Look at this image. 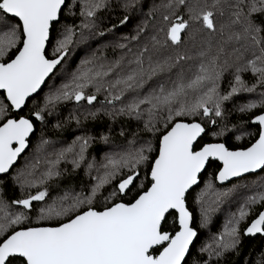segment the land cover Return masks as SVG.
I'll return each instance as SVG.
<instances>
[{
    "label": "snow or ice",
    "instance_id": "1",
    "mask_svg": "<svg viewBox=\"0 0 264 264\" xmlns=\"http://www.w3.org/2000/svg\"><path fill=\"white\" fill-rule=\"evenodd\" d=\"M77 3L79 23H66L62 14L76 16ZM109 7L110 0H0V264H188L199 232L186 194L213 162H219L215 181L233 183L217 189L208 181L197 194L200 228L215 210L203 199L209 191L216 205L244 191L192 264H221L238 251L242 233L264 237V90L238 108L256 129L245 145L222 142L229 128L215 119L233 95L264 89V0H163L155 30L142 37L146 24L138 25L116 45L126 49L118 59L93 53L70 71L76 47L104 35L98 13ZM122 7L125 25L135 0ZM226 72L230 91L222 94ZM57 78L59 86L46 83ZM101 92L116 114L146 116L144 130L157 147L150 141L137 147L133 138L97 164L85 155L91 136L49 154L51 142L42 135L34 154L17 165L36 121L43 126L68 101L93 105ZM101 140L109 142L106 135ZM69 157L92 182L86 191L52 196ZM9 181L21 196L6 197ZM253 264H264V251Z\"/></svg>",
    "mask_w": 264,
    "mask_h": 264
},
{
    "label": "trees",
    "instance_id": "2",
    "mask_svg": "<svg viewBox=\"0 0 264 264\" xmlns=\"http://www.w3.org/2000/svg\"><path fill=\"white\" fill-rule=\"evenodd\" d=\"M124 2L125 0H110V7L103 9L98 13L99 30H104V35H93L87 43L76 47L75 51L71 53V58L69 59L68 67L70 71L75 69L81 59L85 56H90L93 53L97 56H103L109 61L118 59L126 49H120L119 47H116V45L118 43H125L123 37L134 35L138 25L146 24L145 32L142 33V37L147 36L155 30L160 21V12L157 9L160 8L163 0H135V7L127 11L129 17L128 22L125 25H120L119 21L125 15V9L122 7ZM71 3L72 0H66V5ZM78 10L79 4L77 3L76 8L74 9V11L77 12V15L71 16L62 14V19L69 24L73 22L78 24L80 19ZM113 24H116V28L114 29H112ZM108 29H111V31H108ZM135 45L136 42L133 41L129 44V47H132L135 51ZM73 61H75V63H73ZM243 77L249 84L252 83L253 77L251 76V73H244ZM230 79L231 76L226 72L220 83V91L222 94L230 91ZM62 82L63 81L57 78L55 81L49 80L47 84L55 83L56 86H59ZM262 90L264 89L257 88L255 92H240L222 103L223 116L216 117L215 119L218 124L228 125L229 132L225 137L220 139L230 148L243 146L252 139L247 135V132L254 133L256 130L255 126L244 123V121L248 119V116L247 114L240 113L238 108L252 100H258L259 93ZM47 91L48 87H44V92ZM42 96L43 93H41V98ZM104 100L105 95L101 92L97 94V101L94 102L93 105H86L83 108L77 106L73 101H68L58 106L55 114L52 116H46V122L43 126L40 125V122L36 121V131L30 139L31 143L29 149L19 160L18 166L23 167L25 160L34 154L35 146L39 143L42 135L44 139L53 144V146H50V149L52 150L48 151L49 154H51L53 150H59L72 144L78 136H91L93 139L91 140L85 155L88 161L95 159L97 164L101 162L106 153L118 150L117 146H126L127 141L132 140L133 138H135L137 142V147L149 141L154 148L157 147L158 140L151 132L144 130V120L146 119V116L142 119H134L116 114L111 105L103 103ZM89 112H95V117L89 116ZM73 117L78 118L79 123H77V119ZM58 122L61 124V127L59 128L55 127ZM217 130H219V128H217ZM122 131L124 135H121ZM102 135L108 137V143L101 140ZM159 135V133L156 134L157 137ZM235 135H240L242 138L237 141ZM208 139L212 140L213 138L209 137ZM155 154L156 153L153 152L150 156H154ZM218 164L219 163L217 162H213L211 167H207L205 173L200 178V185L187 196V205L189 210L193 213L195 225L199 232L191 256L187 258L188 264H192L193 260L200 258L198 252L200 246L204 244L206 238H208L210 234L217 233L216 231L222 226V221L218 223L210 217V225L200 228V204H198L196 200L197 194L200 193L201 190L206 189V182L208 181H212L214 187L217 189H230L232 187L233 182L226 186H220L217 184V181H215L214 175L218 171ZM60 168L63 170V175L56 181L52 182V187H50V193L52 196L63 195V191L69 188L73 189L75 192H80L83 187L86 191L92 182L91 177L86 175V170L83 164L81 167L73 170V166L70 163V157L68 161L61 162ZM93 175H95L94 171ZM57 185L59 186L58 188L56 187ZM4 187L6 189V197L9 199L22 195L18 187H14L10 181L7 182ZM33 191H35V189H33ZM240 193L239 190L237 193H234L229 197V199L231 197H236L235 200H232L234 207L237 205L236 202ZM203 199L207 206L214 208V204L212 203L214 198L211 196L210 191L203 197ZM227 200L225 199L220 205L223 206L226 204ZM243 227L244 225L242 224L241 229H243ZM262 251H264V237L259 236L257 238H251L249 236H243L242 233L241 244L238 247V251L235 253H227L221 261V264H245L246 261L247 264H253V261L259 257V253Z\"/></svg>",
    "mask_w": 264,
    "mask_h": 264
},
{
    "label": "rangeland",
    "instance_id": "3",
    "mask_svg": "<svg viewBox=\"0 0 264 264\" xmlns=\"http://www.w3.org/2000/svg\"><path fill=\"white\" fill-rule=\"evenodd\" d=\"M89 40H90V39H89ZM86 43H87V42H86ZM50 146H53V144H50ZM50 146L48 147V151L52 150V149H50ZM243 191H244L243 189L240 190V192H243ZM227 199H228V200H227ZM227 199H226V200H227V203L224 204L223 206L220 205L221 203L219 204L220 206L214 204V208H213V209H215V210L211 212V216H210L211 219H212V220L214 219L215 222L220 223V222L222 221L221 225H223V223L225 222V219H226V217L228 216V214H229L231 211H235V209H236V207H234V204H233V202H232V200H235L236 197H231L230 199H229V198H227ZM229 201H230V202H229ZM236 206H237V205H236ZM212 223H213V222H212ZM208 225H210V222H209ZM208 225H207V226H208ZM221 227H222V226H220L219 229L216 231L217 233H219V231H221ZM217 233H212V234H210V235L208 236V238H206V241L209 240L210 237H211L212 235L217 234Z\"/></svg>",
    "mask_w": 264,
    "mask_h": 264
},
{
    "label": "water",
    "instance_id": "4",
    "mask_svg": "<svg viewBox=\"0 0 264 264\" xmlns=\"http://www.w3.org/2000/svg\"><path fill=\"white\" fill-rule=\"evenodd\" d=\"M65 2H66V0H65ZM47 82H48V81H47ZM47 82H46V83H47ZM33 135H34V134H33ZM33 135H32V136H33ZM32 136L30 137V139L32 138ZM27 150H28V149H26V152H27ZM26 152H25V153H26ZM25 153H22V154H21V157H22ZM20 159H21V158H20ZM20 159H18V161H17V165H18ZM217 163H219V162H217ZM14 167H16V166H14ZM206 169H207V168H206ZM204 173H205V171L201 173V176H202ZM201 176H200V178H201ZM200 181H201V180H200ZM200 181H199V183H198L197 185H194L191 189H189V192L186 194V198H187V196L189 195L190 192H192L196 187H198V186L200 185ZM230 183H232V181L225 182L224 185H221V184H219V182H217V184L220 185V186H226V185H229ZM259 236H260V235H257V236H255V237H251V238H257V237H259ZM186 259H187V258H186Z\"/></svg>",
    "mask_w": 264,
    "mask_h": 264
}]
</instances>
